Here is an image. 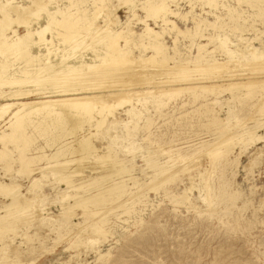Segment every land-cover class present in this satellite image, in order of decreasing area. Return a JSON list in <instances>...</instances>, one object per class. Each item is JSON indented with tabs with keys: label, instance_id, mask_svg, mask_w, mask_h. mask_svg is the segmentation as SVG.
I'll list each match as a JSON object with an SVG mask.
<instances>
[{
	"label": "rangeland",
	"instance_id": "obj_1",
	"mask_svg": "<svg viewBox=\"0 0 264 264\" xmlns=\"http://www.w3.org/2000/svg\"><path fill=\"white\" fill-rule=\"evenodd\" d=\"M6 1L10 2L11 8L16 5L14 9L19 7L16 9L25 11V14L20 12L22 17L16 9L10 11L15 17L12 27L18 28L21 34L25 32V25L21 26V23L29 20L28 23L34 22L35 26V21L45 24L48 9L57 12L58 8L63 10L59 15V10L55 12L58 19H62L67 9L74 15L78 13V8H85L83 13L90 12L89 16L98 14L93 21L96 29L92 27V33L96 32L97 26L115 29L114 32L125 29V35L121 32L116 40L123 45L126 40L123 42L124 38L118 39L119 36L129 39V45H126L128 50L124 51L128 52V57H125L128 62L124 65V58L120 63L106 65H110L107 68L102 64L100 69L99 65L96 71L100 70V74L93 72L88 77L95 82L100 79V86L98 82L94 83L101 90L126 87L137 92H130L131 103L114 102L111 114L105 109L103 114L93 111L94 118L90 120L86 114L80 116V120L85 121L83 127L76 130L77 137H90L94 148L83 155H62L59 160L64 164L57 166L73 173L74 187L54 175V159H51V165L54 162L52 168L51 165L47 166L46 160L38 161L36 168L47 166L44 176L37 169L30 174L21 172L22 166L17 156L19 148L15 142L8 143L7 147L14 150L12 155L15 160L10 162L8 155V160L6 157L4 161L1 159L0 181L16 182L19 193L23 195L21 197H32L34 207L31 214H20L25 216L23 221L22 216H18V222L15 220L17 225L12 231L10 229L3 237L0 236V263L264 264V86L234 92L229 86H224L232 81L264 77V16L261 15L264 4L257 0H214V4H208L206 0H164L170 11L169 22H164L163 12L157 15L159 17L150 15L145 4L151 0H102L103 3L101 0H73L72 3V0H68L70 4L67 0H47V3L43 0H1L0 5ZM75 2H79L77 7ZM43 4L46 8L42 10ZM26 11L30 17L32 12L36 17L33 14L29 19ZM17 16L23 19L16 20ZM24 19L26 21H22ZM57 25L45 32L44 36L50 42L34 46V52L40 50L46 52L47 56L51 50L52 54L49 53L48 57L54 63L63 60V56L67 63L90 61V57L97 52L92 46L93 51L90 46L85 48L92 38L91 31H83V38L82 34L78 35L85 43L81 45L82 48H76L75 53L70 49L72 43L63 42L62 36L56 35L57 30H63ZM147 26L160 33L159 36L163 35L159 41L166 45L165 52L159 54L152 47L153 42L150 45L152 35L145 33ZM175 26L176 29H173ZM193 31L195 36L191 35ZM35 37L39 40L37 35ZM248 47L252 48V52ZM100 48L99 45L98 51ZM204 50L206 53L213 51L206 54ZM249 52L254 53L255 58ZM198 54H202V62L197 60ZM209 55L213 56L210 58ZM205 59H210L208 62L216 59L219 66L215 63L216 66H212L210 71L211 66L208 67L210 64L205 63ZM201 63L209 68V72ZM201 65L206 72H202L204 69ZM183 66L191 70L187 74L180 71ZM221 66L226 67H223L225 70ZM216 72H220L217 77ZM176 74L193 77L188 76L191 80H185ZM194 74L201 79L195 78ZM168 77L172 84H169ZM197 80L202 82V86L211 88L204 91L199 85V90L193 87L185 92L186 86H193ZM166 85L172 89L182 85L185 88L179 91L181 95L173 93L171 98H161L159 91ZM3 87L7 85L0 90ZM221 87L222 90L224 87L228 89L222 91ZM193 89L199 91L201 96L194 97ZM134 105L140 116L129 115L128 110ZM10 113L7 112L4 119ZM102 115L104 120L98 125L96 119H101ZM4 119L1 118L0 126ZM74 133L70 131L63 138L52 139L54 144L49 141L48 145L47 138L33 133L34 141L26 151L32 155L38 148L44 147V153L54 154L66 143L77 144ZM223 140L224 153L209 157L208 149L220 145ZM164 165L167 169L175 168L177 174L175 169H170L171 172L167 170L163 175L159 167ZM166 174L171 176L168 178ZM34 176L39 179L35 184ZM160 178L166 179L161 181ZM82 184L86 187L77 189ZM117 190L121 192L117 193ZM96 194L105 197L100 204L83 207L76 203L80 198ZM10 199V196L0 194V212L4 211V205L10 203ZM90 210L96 215L99 213V218H89L86 212L91 213Z\"/></svg>",
	"mask_w": 264,
	"mask_h": 264
},
{
	"label": "bare ground",
	"instance_id": "obj_2",
	"mask_svg": "<svg viewBox=\"0 0 264 264\" xmlns=\"http://www.w3.org/2000/svg\"><path fill=\"white\" fill-rule=\"evenodd\" d=\"M37 1H39V0H37ZM43 1L45 2L47 0H43ZM151 1H150L149 4H147V3L145 4V5H147L148 9L151 12L150 15H153V17H154V16H157L158 14H161L163 12V14H162L163 21L164 22H169L168 13L170 11H169L168 4L166 2L168 0H166V1H164V0L161 1L160 0L161 2H155V1L151 2ZM2 2H4V1H2ZM47 2H45V3H47ZM72 2H74V1L72 0L71 3ZM99 2H100V0H99ZM101 2H102V0H101ZM206 2H208V4H214L215 3L214 0H206ZM256 2H258V3L261 2V4H264V0H257ZM36 3H38V2H36ZM54 3H56V2H54ZM77 3H79V2H77ZM77 3L75 5L76 7H77ZM102 3H99V4H101V6L102 5L105 6ZM44 4H43V7H41L42 10H43V8H46V7H44L45 6ZM69 4H70V2H69ZM1 5H0V10H1V14L2 15H0V88H2V86H4V85H7V87H5L6 89L3 87L4 89L0 90V100L2 99L0 101V120H1V118L4 119V116L7 114V112L11 111V113H10V115H8L7 118H5L3 120L2 125L0 126L1 127L0 128V142H2V145H3V147L0 148V161H1V159L3 160L5 157H6L5 159L8 160L7 159L8 156L10 157L9 158L10 162L13 159L15 160V157H13L14 155H12V152L14 150H10L7 147L9 142H12V143L15 142V146L19 148L18 149L19 150L18 154L20 156L18 154H17V156L19 157L18 160H20V162H21V166H22L21 167V172H23L25 174H27V173L30 174L33 170L37 169V170H39L41 175L44 176L45 175V170H46L45 168L47 166L50 167V165L52 163L51 159H54V162H55L56 165H54L53 168H52V165L54 164V162H53V164L50 167V168H52L54 175H56L59 179L65 181L67 184H69V185L74 187L75 186V181H74V179L72 177L73 173L66 172L64 168L63 169H58L57 166L60 165V164H64V161L59 160L60 156H62V155H65L67 153H70L72 155H74V154H82L83 155V154L88 153L90 150H92L94 148V145H93L92 141L90 140V137H88V136L77 137L78 136L77 135V131H78L79 128L83 127L82 123L85 121V120L82 121V119L80 120V118H82L80 116L81 115L83 116V114L84 115L86 114V115L89 116L88 119L90 120V119L94 118V115L92 114L93 111L97 110L96 113H98V112L102 113V112H105L107 109L109 111V114H111L112 113L111 110H113L111 108H113L112 104H114V102L116 103V101H117V103L123 104V103L130 102V99H131L130 98V96H131L130 92L133 90L132 88L129 89V88H126V87L125 88L124 87H122V88L121 87H114V88H111L109 90L108 89L107 90H101V87H98V85L100 86V84H102L101 80L100 79L96 80V82L99 83L97 85V84H95L96 82H95L94 79L88 77L90 74H93V72L96 73V74L99 73V71H100L99 69H98L99 71H96V68L99 65H100L99 67L101 69L103 65H104L105 68H107V67H110L111 64L113 65L114 63L115 64L120 63L122 60L124 61V58L126 57V55H128L127 54L128 52H124V51L128 50V49H126V47H127L126 45H129V43H128L129 39L127 40L126 36H124V37H120L119 36L118 39H121V38L123 39L124 38L123 42L126 40L125 44H123V45L120 44L119 45L118 41L116 40L117 39L116 36L121 34V32L123 33V31L125 29L124 30L122 29L123 31H121V32H119V30L114 32L115 29L114 30L105 29L104 27H102L99 24L101 27L97 26L98 29L96 30V32L92 33L91 29H92L93 24H94L93 21H95L94 18L96 19L95 16H97L98 14H96L95 16L92 15L94 17L89 16L90 12H88L89 14H84L83 11H84L85 8H83V9L78 8V13H76V15L70 13L71 10L68 12V9L65 8V9H67V13L63 12V15L61 17L62 19H58L56 17V14H55L56 11L52 12V11H50L48 9V14L46 16L47 17V19H46L47 21L45 22V24H42L40 22L35 21L37 23L36 26H35V23L31 22V20H33L36 17V15L33 13L35 11L34 10L35 8H34V6H32L33 7V10H32L33 12L32 11L31 12H32V15L33 14L35 15V17L30 20L31 23H28L29 20H27V23L23 22L25 24H22L21 21H19V23H21L20 24L21 26L25 25V27H24L25 28L24 29L25 32L23 34H21L20 32H18V30H17L18 28L15 29L14 27H12V24L14 25L15 19H13L14 16L12 17V15L10 14V11H13V9H14L13 7L16 6V5L12 6V8H11V4H10L9 1H6L4 3V5H2V6ZM27 6H26V8H27ZM40 6H41V4H40ZM58 7H56V8H58ZM67 7L69 8L70 6H67ZM80 7L82 8V6H80ZM16 8H19V7H16ZM98 8H100V7H98ZM261 8H262L261 15L264 16V7H261ZM15 9H14V11H15ZM58 10H59V8H58ZM58 10H57V12H58ZM60 10H59V13L56 12L57 15L61 14L60 12L63 11V10L62 11H60ZM101 10H102V8H101ZM17 11H19V10H17ZM20 12L21 11H19V13L17 12V14L19 15ZM22 12H21V14H22ZM36 12L39 13L38 10ZM75 12H77V10ZM95 12H97V11L95 10ZM148 12H147V14H149ZM171 12H173V11H171ZM23 13L25 14V11ZM26 13H27V11H26ZM21 14H20V17H22ZM45 14H46V12H45ZM92 14H95V13L92 12ZM26 15L29 16L28 13ZM26 15H24V16H26ZM30 15H31V13H30ZM32 15H31V17H32ZM20 17L17 16L16 20L19 19ZM31 17L29 16L28 18L30 19ZM157 17H159V16H157ZM25 18H27V17H25ZM39 18H40V16H38V20H39ZM21 19H23V18H21ZM21 19H19V20H21ZM22 21H26V19H24ZM201 22H203V21H201ZM56 24H58L57 26L63 27V30H62V32H60L61 30L59 32L57 30L56 31L57 34L56 33L55 34L57 36H59V35L62 36L61 38H62L63 42L72 43V45L70 44L71 45L70 47H72L70 49L71 50L73 49L74 52H75L76 48H78L81 45L83 46V44L85 43L84 41L81 40L83 38V34H82L83 31L84 32L86 31L87 33H89V30L91 31L90 33H92L91 34L92 38L89 41L90 43H86L88 45L85 44V48H88L87 46H90V47L92 46L95 49H97V52L94 54V56L90 57V61L84 60V61H80V62H76V63H70V62L67 63L66 59L63 56L62 57L63 60L60 59L61 60L60 62L54 63L48 57L50 54H52V53H50L51 50L50 51L47 50L48 51L47 56L45 54L46 52L42 53L40 50L37 53L34 52V50H33L34 46L40 45L41 43H44V42L46 44L48 42H50V40L48 38H45L44 35L46 34L45 32L48 29L50 30ZM211 25H213V24L211 23ZM214 26H215V24H214ZM61 27H59V28H61ZM93 28H95V27H93ZM106 28H107V25H106ZM146 28H145L144 31H146ZM173 29H176V26L173 27ZM92 30H94V29H92ZM188 31L190 32L189 29H188ZM188 31L186 33H188ZM53 32H55V31H53ZM147 32H148V34L152 35L151 38H152V40H154V41L150 40L151 41L150 45L153 42L152 47L156 50V51L155 50L154 51L158 52V53L162 52L165 49L166 45L164 46L162 41H159V37L161 38V36L163 37V35L159 36L160 33L155 32L154 29H152L150 27L147 28V31L145 33H147ZM50 33H52V32H50ZM162 33H163V31H162ZM194 33L195 32L193 31V33H191V35L195 36ZM81 34H82V38H78ZM127 34L129 35V32ZM183 34H185V33H183ZM36 35L38 36L39 40L36 39V37H35ZM143 35H144V33H143ZM128 38H130V37H128ZM99 45L101 47L100 51H98V46ZM82 46H81V48H82ZM146 46L147 45H145V47ZM200 46H201V44H200ZM90 47H89V49H90ZM92 47H91V50H92ZM199 48L201 49L202 46L199 47ZM52 50H54V49H52ZM206 50H204V53H206L205 52ZM249 50L251 51L252 48H249ZM63 51H64V49H63ZM212 51L213 50L209 51V53L211 54ZM230 51H232V50H230ZM256 51H254V52H256ZM163 52H165V51H163ZM257 52H259V51H257ZM209 53H206V54H209ZM77 54H78V51H77ZM159 54H161V53H159ZM252 54L254 55V53H252ZM66 55H67V53H66ZM244 55H245V53H244ZM43 56H46V57H44L45 59H43ZM55 56H56V54H55ZM212 56L213 55H211V56L209 55L210 58ZM248 56L246 57L248 59H249V57L250 58L252 57V56H249V57ZM202 57H203L202 54L201 55L198 54V57H197L198 59L197 60L200 61V59H202ZM253 57L255 58V55ZM262 57H264V55ZM262 57L260 56V60L261 61H262ZM126 58H125V61L123 63L124 65H125L126 62H128V61H126V60H128ZM64 59H65V61H64ZM79 60H80V58H79ZM206 60L207 59H205V61ZM208 60H210V59H208ZM208 60L206 62L205 61L204 62L210 64V65H208V67L211 66V69H210V71H211L212 70V66L215 67L216 66L215 63H217V61H216V59H214L213 62H208ZM188 61H190V60H188ZM261 61H260V64H261ZM138 62H140V61H138ZM192 62H193V64L192 63L191 64L194 66V59H193ZM200 62H202V60ZM184 63H186V62H184ZM223 63L225 64V62H223ZM262 63L264 64L263 61H262ZM108 64H110V65L106 66ZM127 64H130V62L127 63ZM189 64H188V66H189ZM196 64L198 65V63H196ZM144 65H145V63H144ZM182 65H187V64H182ZM197 65H196V67H197ZM202 65L204 66V64H202ZM217 65L219 66V63H217ZM115 66H117V65H115ZM155 66H156V64H155ZM157 67H158V65H157ZM204 67H203V69H204ZM208 67H205V68L207 69ZM223 67H222V69H223ZM183 68H184V66H183ZM183 68L180 69V71H183L186 74L188 73V71L191 70V69L187 70V69H185V68L183 69ZM224 68H226V67H224ZM166 69H168V68H166ZM197 69H198V67H197ZM197 69H195V70H197ZM208 69H207V72H209ZM215 69H219V68H215ZM105 70H107V69H105ZM105 70H103L104 73H105ZM223 70H225V69H223ZM103 71H102V73H103ZM204 71H205V69L202 72H204ZM107 72L108 71H106V73ZM193 72H194V70H193ZM256 72L257 71H255V74H257ZM259 72L262 73L261 70ZM166 73H168V72H166ZM179 73H181V72H179ZM219 73L216 72V77H217V75ZM261 73H259V74H261ZM263 73H264V71H263ZM174 74L175 73H173V76H174ZM190 74H191V72H190ZM195 74H194V77L197 78V79L199 78V80H200L201 77L200 76L196 77ZM198 74H199V72H198ZM204 74H206V73H204ZM177 75L178 74H176V76ZM211 75H214V73H212ZM211 75H209V76H211ZM228 75H230V73ZM232 75L233 74H231V76ZM93 76L94 75H92L91 77H93ZM178 76L182 77V75H178ZM188 76H190V75H188ZM188 76L186 77V78H188L187 80H191L192 77H193V76L192 77L190 76L191 79H189ZM182 78L184 79L185 77H182ZM186 78H185V80H186ZM212 78H214V76ZM172 79H174V78H172ZM202 79H203V77H202ZM91 80H93V81H91ZM177 80H179V79L177 78ZM181 80H180V83H183V82H181ZM168 81H170L169 77H168ZM172 81L175 82V80H172ZM197 81L194 82L195 86L194 85L192 86L191 83H190L191 86H189V85L186 86L185 92L187 91V89L191 90V88H193V87H196L197 90H199L200 87H202V89H204V91L205 90H209L208 88H211V87H207L205 84H204L205 86H202V82L201 81L197 82ZM170 83H171V81L169 82V84ZM94 84L96 85V87H95ZM185 84H186V82H185ZM228 84L226 83V85H224V86L225 87L229 86L228 88L233 90V92H234V90L235 91H241L243 89L248 91V90L253 89V88H257V89L259 87L262 88L264 86V77H253V78H249L247 80L232 81V82H230ZM168 85H166V87L163 88V90H161L162 88L160 89L159 96L161 98L162 97L165 98L166 96L168 97V96H170L173 93L174 94L175 93L178 94L179 91L184 90V88H185V87L183 88V85H182V86H179V87L176 86L174 89H172L173 87L171 88ZM199 85H200V87H198ZM112 86H114V85H111V87ZM219 86H221V85L219 84ZM108 87H110V86H108ZM225 87H224V90H225ZM228 88H226V90ZM212 89H213V87H212ZM216 89H218V87ZM222 89H223V87H221V90ZM194 90L195 89L192 90V94L195 95L194 97H196V96L198 97V95L201 96V93L199 91H197V90L194 91ZM224 90H222V91H224ZM193 91H194V93H193ZM132 92H137V91L133 90ZM202 93H204V92H202ZM179 94L181 95V92ZM211 94H212V92H211ZM29 96H34L35 98L29 99V100H23L22 99L24 97H29ZM170 98H171V96H170ZM164 102L165 101L162 100L161 103L164 104ZM136 109L137 108H136L135 105L130 107L129 110H128L129 115L136 116V117L140 116V112L137 111ZM103 120H104L103 115H102L101 119H96L98 125L101 124ZM71 122L72 123L74 122V123L71 124ZM29 128H31V131H28ZM70 131L73 132V133L75 131L74 140L77 141V144H75V145H72L71 143H68V144L66 143L64 146L60 147L61 149L57 150L56 153L50 154V155H47L46 153H44L42 151V149H44L43 146H42L43 148H40V149L39 148L37 149L35 147V151H36V149H37V151L35 152V154H32V155L28 154L27 153L28 151H26L28 148H31L32 140L34 141L35 137L33 136L34 135L33 133H37L39 137L41 136V137L47 138L48 139L47 145H48L49 141L53 142V140H55L57 138H61V137L63 138L64 135H66ZM229 139H227V140H229ZM224 140H226V139H224ZM224 140L222 141V143L220 145H218L216 147H213V148L209 147L210 148V149H208V151H209L208 153L210 154V155L208 154L209 157L211 156V158H212V157H215L217 155H222L224 153V150H223L224 149V147H223L224 146ZM16 142L17 143L19 142L20 144L19 143L17 144ZM59 142H61V141H59ZM50 144H51V142H50ZM53 144H54V142H53ZM18 150H16V151H18ZM18 160H16V161L18 162ZM41 160H46L47 166H40V167L38 166L36 168V165L38 164V161L40 162ZM6 162H8V161H6ZM195 162H197V160H195ZM175 164H176V162H175ZM168 168H170L171 170L175 169V168H171V167H168ZM159 169H162L163 175H164L165 172H167V170H170V169H167L165 167V165L164 166H160ZM171 170H170V172H171ZM174 171H172L173 174H174ZM176 174H177V170H176ZM170 176L171 175H169V176L167 175L168 178ZM206 176H207V172L204 175L205 179H206ZM71 177H72V180H71ZM164 177H166V176H164ZM162 178H160L159 180L163 181L164 179H166V178H164L162 180ZM170 179H172V178H170ZM33 180H34L33 184H35L37 182V180H39V179H38V177L34 176ZM166 181H164V182H166ZM157 182H158V180H157ZM160 182H158V183H160ZM82 186L86 187V185L82 184V185L78 186L77 189L78 188H83ZM116 188H118V187H116ZM116 188L114 189V191L116 190ZM120 192H121V190L120 191L117 190V193H120ZM0 194H4V195L10 196L12 198V200L10 199L11 200L10 203L4 205V208H3L4 211L0 212V236H2L5 232L6 233H7V231L9 232L10 229H11L10 231H12L16 227L17 223H16L15 220L18 219V216L20 214H24V213L25 214L27 213L28 215H29V213L31 214L32 208L34 207V206L32 207V204H34V201H33V203H31L32 202L31 200H33L32 197H30V198H27L28 196H26V198L25 197L24 198L21 197L23 195L21 193H19V185L16 182L3 183V182L0 181ZM75 194H77V193H75ZM68 195L69 194H67L66 196H68ZM104 199H105V197L102 196L101 194H96V195H91V196H88V197H85V198H80L78 200V202H76V203L79 206L85 207V206H87L89 204H94V203H99L100 204ZM33 211H35V210H33ZM90 211H92V210H90ZM86 213H87L89 218H92V219H98L99 218L97 216L99 213H97V215L95 213H93V211L91 213L90 212H86ZM21 216L22 215H20V217ZM24 217L22 216V221H23ZM26 218H28V217H26ZM26 218L24 220H26ZM17 222H18V220H17ZM27 222H29V220ZM19 223H22V222L19 221ZM24 223H25V221H24ZM0 264H4V263H0Z\"/></svg>",
	"mask_w": 264,
	"mask_h": 264
}]
</instances>
